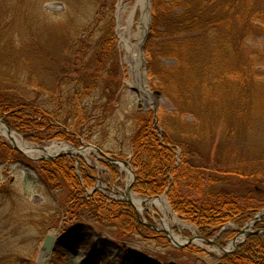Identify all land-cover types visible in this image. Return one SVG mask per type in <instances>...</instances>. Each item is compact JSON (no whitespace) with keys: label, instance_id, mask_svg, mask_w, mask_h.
I'll return each mask as SVG.
<instances>
[{"label":"trees","instance_id":"1","mask_svg":"<svg viewBox=\"0 0 264 264\" xmlns=\"http://www.w3.org/2000/svg\"><path fill=\"white\" fill-rule=\"evenodd\" d=\"M43 1L0 0V81L18 80L42 92L64 117L31 102H16L2 91L0 111L7 114L11 127L30 133L27 140L36 142L40 133L58 131L51 124H59L73 134L61 129L58 135L73 141L89 120L92 128L101 126L112 110L110 87H102L106 103L100 113H89V105L83 102L98 90L103 74L118 70L113 4L107 10V4L98 0L89 4L59 0L66 12L52 22L47 19L54 15L43 11ZM151 15L144 47L148 74L154 80L153 89L169 101L173 111L132 117L133 191L146 197L165 195L175 214L195 226L199 235L214 238L227 223L242 227L264 210V144L263 154L249 157L254 152H245L264 129V0H151ZM255 38H259L257 46H248L247 41ZM61 40L64 45L57 58L49 46ZM70 117L79 122L69 123ZM213 145L226 166L223 169L199 162ZM231 150L234 162L230 164L235 167L229 168L224 158ZM69 166L62 157L42 162L39 171L50 175L48 183L70 178L73 218L82 211L90 213L88 218H102L106 213L104 217L120 218L134 232L146 231L135 222L127 204L84 199ZM89 178H84L85 186H90ZM255 229L264 230V219ZM233 236L235 232H225L216 242ZM13 259L0 258V264ZM221 264H264V234L247 236Z\"/></svg>","mask_w":264,"mask_h":264},{"label":"rangeland","instance_id":"2","mask_svg":"<svg viewBox=\"0 0 264 264\" xmlns=\"http://www.w3.org/2000/svg\"><path fill=\"white\" fill-rule=\"evenodd\" d=\"M43 2V11L49 15H54L47 21H57L59 18L55 16H62L66 12L65 5L59 0H45ZM85 2L91 3L90 0ZM137 3L138 0H98V4H107V10L113 4V32L118 53V70L110 69L103 74L100 87L90 98L85 99L83 104L89 105V113H93L95 110L100 113L102 105L106 103L102 87H110L114 92L111 103L112 110L104 124L92 128V123L89 120L86 128H83L80 135L77 134L73 141L60 137L58 134L61 133V129L59 128L58 131L55 129L49 130L48 133H40V137L36 139V142H33L25 139L30 133L25 134L11 127L9 125L11 121L8 120L7 114L5 116L1 111L0 123L33 147H46L53 142H58L77 150H83V152L90 149L91 151L89 150L90 152L86 153L85 156H62L71 164L69 166L71 170L68 168L70 174L79 180L83 191L82 197L94 201L101 198L108 204L117 202L127 204L133 212L135 222L145 227L146 231H142L143 233L134 232L130 225L123 223L120 218L110 221L108 215L107 218L104 217L106 213L103 214L102 218H88L90 213L82 211L81 216L73 218L70 209L74 201L71 200L68 188L70 178L60 179L58 182L50 180L48 183L46 180L50 179V175L47 172L41 173L39 171L42 162H51L62 157L54 160H29L16 152L11 143L0 136V258H15L8 264H221L224 259L236 252L235 250L231 254L223 255L219 249L210 244L202 243V246H196L192 243L185 245L187 240H195L201 235L195 226L171 211L180 222L179 224L191 228L171 225L170 232L185 241V243H181L183 247L176 246L169 235L164 232L162 226L164 216L157 207L143 204L141 210H138L126 201V189L132 180L130 170L111 163L109 159L88 147L97 148L110 159L129 162L131 157L130 138L135 131L132 117L160 110L173 111L169 101L162 95L157 96V92L152 87L154 80L148 74L144 48L141 49L143 68L146 75V86L151 98L142 101L141 94L134 92L128 86L130 77L126 65L127 56L119 42L118 27L120 26L125 30L131 21V31L133 33L138 31L137 26L141 23V11L139 8L135 9ZM143 3L149 4L148 13L151 19V0H144ZM119 7L122 11L118 15ZM103 12L106 13V10L104 9ZM18 20L15 23L17 26L15 30L19 32L22 24L20 17ZM150 25L151 21L147 27L148 33ZM15 30L14 32L17 33ZM131 35V42H136L137 39L133 34ZM258 41L259 38L250 39L247 44L250 47H256ZM143 42L145 45L147 41ZM63 45L64 41L62 40L61 42H52L49 46L52 55L59 58V52H61ZM164 64L170 65L171 62L164 61ZM65 89L71 91L69 86H66ZM0 91L16 102L22 103L24 100V102L42 106L50 112L62 113L55 106L56 103L51 102L47 95L24 86L18 80L17 82L0 81ZM58 115L64 117L62 114ZM37 121L44 123L40 119ZM78 122L73 117L69 119V123ZM44 126L47 129L51 128L50 125ZM158 133L160 136L159 130ZM41 134H43V138ZM261 144H264V129L253 144L246 145L245 152H254L249 154V157L263 154ZM11 152L14 154L13 158L9 156ZM202 154L203 158L199 162L203 166L218 170L226 167L224 162L216 156L215 145L210 151ZM231 154L232 150L224 158L228 162L229 168L235 167V164H230L234 162ZM113 155L123 157L115 158ZM129 166L134 171L130 162ZM85 177L91 178L90 186H85ZM232 187L233 184L230 189ZM130 195L140 199L152 198L138 195L133 191V186L129 192ZM164 196L161 195L160 197L163 198ZM166 202L168 204V201ZM248 221L242 227L234 222H229L219 229L216 237L225 232L236 233V230L243 228ZM74 232H76V236L73 235ZM46 236L54 238L49 254L42 252V245ZM234 237L222 241V243L216 242L214 238L209 240H214L213 242L218 247L226 249ZM99 240L104 241L101 244V249H97L101 250V253L94 256L93 247L95 241Z\"/></svg>","mask_w":264,"mask_h":264},{"label":"bare ground","instance_id":"3","mask_svg":"<svg viewBox=\"0 0 264 264\" xmlns=\"http://www.w3.org/2000/svg\"><path fill=\"white\" fill-rule=\"evenodd\" d=\"M143 2L144 0H138V3L135 6V9L139 8L141 11V23L137 26L138 31L135 33L131 31L130 28L131 21H130L127 26V29L123 30L120 26L118 27V38L120 45L123 47L127 56L126 65L128 66V73L130 77V82L128 83V86L134 92L141 94L140 96L142 101H145L146 98L147 99L151 98V94L149 93L146 86V75H145V70L143 68L141 45L144 41V37L147 32V27L150 22V17L148 13V5L144 4ZM121 11L122 10L119 7L118 15L121 13ZM131 34H133V36L137 39L136 42H131L130 40L132 37ZM0 136L5 138L9 143H11V145L15 149L19 150L27 158L32 160H38L41 158L48 159L50 157H54L59 154L71 155V156H77V155L85 156L86 153L90 152L89 150H87L86 152L85 151L83 152V150H76L69 145H64L58 142H53L50 145L46 146L44 150H41L23 142V140L20 137L16 136L14 133H9L1 123H0ZM127 198L138 210H141L143 204L157 207L164 216V223L162 226L164 230L168 231V235L171 241L176 245L185 243L184 240L180 239L179 237L175 236L170 232L171 225L175 224L177 226L179 225L182 227H187L189 229L191 228L183 224H179L180 222L172 214L169 206L166 204L163 198L159 200H143L135 197L134 195H130ZM192 232L194 233V231ZM192 243L196 246H202V242L197 239L192 240ZM230 245L228 247V250L232 249V246Z\"/></svg>","mask_w":264,"mask_h":264},{"label":"water","instance_id":"4","mask_svg":"<svg viewBox=\"0 0 264 264\" xmlns=\"http://www.w3.org/2000/svg\"><path fill=\"white\" fill-rule=\"evenodd\" d=\"M150 21H151V19H150ZM149 23H150V22H149ZM147 31H148V30H147ZM147 37H148V32H146V35H145V37H144V41L147 39ZM143 48H144V42H143V44L141 45V49H143ZM1 124H2V123H1ZM3 126H5V125H3ZM5 128H6V130H7L9 133H11V130H10L9 128H7L6 126H5ZM88 147H90V146H88ZM90 148H93V149L96 150L99 154L105 156V155H104L100 150H98L97 148H94V147H90ZM13 149L16 150L17 152H19L21 155L25 156V155H24L22 152H20L19 150L15 149V148H13ZM40 149H41V150H44V148H40ZM60 156H62V155L59 154V155H56V156H54V157H50V158H48V159L41 158L40 160H53V159H55V158H57V157H60ZM105 157H106V156H105ZM110 161H111L112 163H114V164H117V165L123 166V167L128 168V169L130 170V173H131V175H132V180H131L130 184L127 186V189H126V197H128V196H129V192H131V190H132V185H133V182H134V179H135V174H134L133 170L130 168L128 162H126V161H120V162H117V161L112 160V159H110ZM148 199H160V197L148 198ZM146 200H147V199H146ZM126 201H127L128 203L131 204V202L129 201V199H126ZM131 205H132V204H131ZM168 206H169V205H168ZM169 208H170V206H169ZM262 218H264V211H262L261 213L257 214V215L253 218V220L251 221V222H252V225H251V226L246 225L243 229H239V231H238V235H237V236L231 241V242H232V250H226V249H223V248H221V247H218V246H217L212 240H207V239H205V238H203V237H201V236L196 237V239L201 240V241H202L203 243H205V244L213 245V246H215L217 249H219V250L223 253V255H228V254H231L233 251H235V249L237 248V246L240 245V244L245 240V237H246L247 235H250V234L258 235V234H263V233H264V231H252V230H251L252 227H253V225H254L256 222H258L259 220H261ZM164 232H165V234H168V232H166V231H164ZM238 239H240V241H238ZM53 241H54V238H53V237H51V236H46V238L44 239L43 245H42V252H44V253H46V254H49L50 249H51V244L53 243ZM188 244H192V239L186 241V244H185V245H188ZM177 246H178L179 248L183 247V246H181V245H177Z\"/></svg>","mask_w":264,"mask_h":264}]
</instances>
